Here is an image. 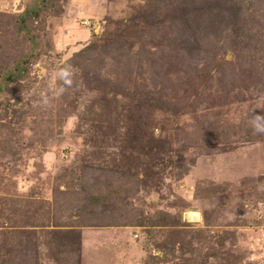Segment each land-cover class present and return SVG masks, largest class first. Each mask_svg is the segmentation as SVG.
<instances>
[{
    "label": "rangeland",
    "instance_id": "374dc122",
    "mask_svg": "<svg viewBox=\"0 0 264 264\" xmlns=\"http://www.w3.org/2000/svg\"><path fill=\"white\" fill-rule=\"evenodd\" d=\"M30 1L0 0V76ZM30 26L0 264H264V0H52Z\"/></svg>",
    "mask_w": 264,
    "mask_h": 264
},
{
    "label": "trees",
    "instance_id": "16d2710c",
    "mask_svg": "<svg viewBox=\"0 0 264 264\" xmlns=\"http://www.w3.org/2000/svg\"><path fill=\"white\" fill-rule=\"evenodd\" d=\"M52 0H31L17 14H12V21L15 23V33L23 39L22 48L13 57L11 66L6 67L5 72L0 76V91L15 79L24 78L31 65L42 54L43 49L37 42V36L30 24L37 18L44 17ZM103 195L90 197L92 203L103 202Z\"/></svg>",
    "mask_w": 264,
    "mask_h": 264
},
{
    "label": "clouds",
    "instance_id": "9594fccd",
    "mask_svg": "<svg viewBox=\"0 0 264 264\" xmlns=\"http://www.w3.org/2000/svg\"><path fill=\"white\" fill-rule=\"evenodd\" d=\"M57 75L59 76L60 79L64 80L65 83L69 82L66 79L70 75L67 69H61ZM250 126L254 133L264 134V118L257 116L250 122Z\"/></svg>",
    "mask_w": 264,
    "mask_h": 264
}]
</instances>
